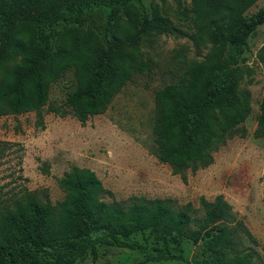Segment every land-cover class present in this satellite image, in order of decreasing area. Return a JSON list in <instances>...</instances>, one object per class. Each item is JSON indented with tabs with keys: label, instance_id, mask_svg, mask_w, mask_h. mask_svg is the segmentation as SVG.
<instances>
[{
	"label": "trees",
	"instance_id": "trees-1",
	"mask_svg": "<svg viewBox=\"0 0 264 264\" xmlns=\"http://www.w3.org/2000/svg\"><path fill=\"white\" fill-rule=\"evenodd\" d=\"M256 1L191 0L187 36L207 52L156 90L152 122L158 160L183 179L186 170L211 164L227 139L246 135L242 123L251 106L238 67L247 38L264 23V3L246 14ZM96 6L108 8L104 45L82 26L84 11ZM173 30L156 8L141 13L132 0H0V117L33 112L43 128L44 114L52 112L85 123L128 81L151 70L144 38ZM67 70L74 89L63 103L50 101L51 84ZM253 136L264 137V91ZM57 184L64 196L54 203L27 189L0 196V264H72L88 251L95 257L99 245L140 251L143 258L131 264L250 262L236 235L255 239L222 194L200 196L199 214L190 202L176 207L169 198L108 199L112 192L85 167H71ZM138 232H147L150 244L132 238ZM183 240L200 243V256H185ZM29 248L45 252L47 261L31 257Z\"/></svg>",
	"mask_w": 264,
	"mask_h": 264
},
{
	"label": "rangeland",
	"instance_id": "rangeland-1",
	"mask_svg": "<svg viewBox=\"0 0 264 264\" xmlns=\"http://www.w3.org/2000/svg\"><path fill=\"white\" fill-rule=\"evenodd\" d=\"M132 2L141 13L156 8L175 27L173 32L144 38L142 50L152 62L151 70L128 81L103 113L92 115L85 123L71 115L59 117L52 112L44 114L43 128L36 125L33 112L0 117V196H18L27 189L39 199L54 203L64 196L58 178L73 166L94 171L112 192L108 199L118 201L140 195L169 198L176 207L190 202L200 214V196L212 200L222 194L255 239H249L242 231L237 233L240 255H245L249 264H264V137L253 136L264 91V23L247 38L238 67L239 88L248 93L251 106L242 123L246 135L236 134L227 139L213 153L211 164L195 171L186 170L183 179L180 174H173L168 164L159 161L154 152V94L173 82L189 61L201 59L207 49L187 36L193 31L191 0ZM263 3L264 0H257L246 14L255 12ZM107 16L108 8L104 6L92 7L83 14L82 26L94 30L101 45L105 43ZM74 87L73 71L67 70L59 81L51 84L50 101L63 103ZM132 238L143 244H150L151 240L147 232H138ZM200 245L183 240V254L188 258L199 257ZM27 251L43 262L48 259L41 250ZM142 258L138 250L99 245L95 257L88 251L72 264H131Z\"/></svg>",
	"mask_w": 264,
	"mask_h": 264
}]
</instances>
